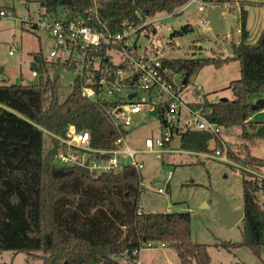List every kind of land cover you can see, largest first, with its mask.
<instances>
[{
	"label": "trees",
	"instance_id": "16d2710c",
	"mask_svg": "<svg viewBox=\"0 0 264 264\" xmlns=\"http://www.w3.org/2000/svg\"><path fill=\"white\" fill-rule=\"evenodd\" d=\"M36 1L51 16L84 17L92 25L117 33L159 13L173 14L189 0ZM217 2L231 4L234 0ZM245 4L252 3H240V40L232 42L234 56L164 58L163 64L179 73L182 85L187 86L206 66L219 69L238 61L240 77L229 85L233 98L217 102L206 98L202 106L210 110L211 120L224 128L240 125L242 136L250 139L254 123L249 118L256 111L253 103L264 97V29L257 41L250 42ZM0 9L15 15L13 8ZM188 30L189 24L172 36ZM46 63H37V84L0 83V253H40L42 264H140L141 249L149 243H165L176 248L181 264H209L208 246L192 240L189 212L143 210L142 174L134 165L118 173L92 174L82 166L56 162L63 147L58 137L66 135L70 124L89 130L96 148H112L119 131L103 106L82 94L77 79L61 102ZM159 118L163 123L162 114ZM177 135L183 150L210 152L212 140L221 146L220 134L181 130ZM243 147L247 150L244 157L232 151L230 156L247 166L264 167V158L252 155L247 145ZM241 174L242 241L218 245L228 250L246 246L263 260L264 206L259 204L258 192L264 185L245 169Z\"/></svg>",
	"mask_w": 264,
	"mask_h": 264
},
{
	"label": "rangeland",
	"instance_id": "374dc122",
	"mask_svg": "<svg viewBox=\"0 0 264 264\" xmlns=\"http://www.w3.org/2000/svg\"><path fill=\"white\" fill-rule=\"evenodd\" d=\"M235 4V2H234ZM222 4L220 17L226 23L224 29H214L210 22L204 25L195 4L188 6L182 13H159L155 18L163 20L161 31L165 45L166 58H186L192 56H234L230 35L236 30L238 13ZM0 6L15 10L12 17L0 18V83L34 85L39 82L37 71L32 70L33 64L47 62L46 66L51 78L56 79L58 98L64 101L72 91L77 78L76 69L65 64V56H54V41L46 31L24 28L21 16L28 9H38L36 0H0ZM201 16L207 19V13ZM189 24L190 30L178 36H172L174 31H182ZM35 55L37 60H35ZM179 80V75H176ZM240 77L238 61H231L221 69L214 66L204 67L188 85L186 96L194 99L190 90L196 85L202 86V100L217 102L232 99L229 88L232 80ZM204 108V107H203ZM155 105L153 110L143 111L137 115L127 128L126 140L137 150L144 148L147 137L155 138L160 132V111ZM210 111V110H208ZM252 117V118H251ZM254 124L250 126L252 136L245 139L240 125L221 129L222 141L226 143L227 160L215 155L217 146L213 140L209 142L210 152L183 150L180 147V137L174 135L166 151L139 152L136 160L143 166V192L141 207L145 212H189L191 217V237L194 242L208 246L211 257L209 264H264L250 248L238 246L229 250L219 246L221 242L242 241L243 221L229 227L222 223L219 216L218 200L215 193L227 199L232 209H243L242 169H252L264 176V167L247 166L242 161L230 156L244 157L247 145L252 155L264 158V135L257 136L258 126L264 124V112L255 111L250 116ZM258 127V128H257ZM49 138H45V147ZM254 178L261 180L259 174ZM264 183L260 181V186ZM164 192H159V189ZM258 200L264 206V189L258 192ZM140 264H181L175 247L159 243L154 247H146L140 253ZM0 264H42L40 253L29 255L24 252L3 251L0 253Z\"/></svg>",
	"mask_w": 264,
	"mask_h": 264
},
{
	"label": "built area",
	"instance_id": "2783aa9c",
	"mask_svg": "<svg viewBox=\"0 0 264 264\" xmlns=\"http://www.w3.org/2000/svg\"><path fill=\"white\" fill-rule=\"evenodd\" d=\"M191 4L196 5L204 25L209 22L201 13L220 5L217 0H189L175 13ZM12 16L11 11L0 9V18ZM20 20L28 29L48 33L54 41V56H65V62L76 69L82 94L102 105L119 131L112 148H96L92 146L89 130H79L70 124L66 135L58 137L63 146L56 156L58 164L79 165L92 174L118 173L126 165L140 170L143 165L136 160L139 152L160 153L161 148L162 152L166 151V145L181 130L221 133L222 126L211 120L209 109L202 106V86L190 90L194 99H188V85L183 86L180 74L164 66L166 44L161 34L164 23L158 17L131 24L117 33L92 25L84 17H54L41 8L28 10ZM155 105L164 119L163 123L160 121L161 132L155 138L147 137L143 149L132 148L124 130L127 131L137 115L153 110ZM227 153L226 143L222 141L215 155L227 160ZM245 170L259 174L264 183L263 175L247 167ZM159 192L164 189L160 188ZM154 246L148 244L149 248Z\"/></svg>",
	"mask_w": 264,
	"mask_h": 264
},
{
	"label": "crops",
	"instance_id": "0c3cea01",
	"mask_svg": "<svg viewBox=\"0 0 264 264\" xmlns=\"http://www.w3.org/2000/svg\"><path fill=\"white\" fill-rule=\"evenodd\" d=\"M241 1L242 2H246V3L247 2L248 3H252V4H245L244 5L245 10L247 11V30L249 31V40H250V42L253 43V42L257 41L260 33L264 29V6L256 5V3H264V0H234L235 4L233 3L232 6H229L230 7L229 9L232 10L234 13L235 12L238 13V23H237V26H236V30L235 31L232 30L231 34L230 35H226V38H225L227 40H229V39L231 40V45H232V42L238 43L239 40H240V33L238 31L240 30V27H241V5H240ZM227 5H229V3ZM28 10H31V9H28ZM183 11H181V13ZM220 12H221V10H220ZM225 26H226V23H225ZM225 26H224V28H225ZM226 64H224V65H226ZM221 68H219V69H221ZM257 99L258 98H256L254 100V102ZM256 110H258L260 112H264V107H262L260 105V103H258V108ZM253 114L251 116H253ZM258 127H260V125Z\"/></svg>",
	"mask_w": 264,
	"mask_h": 264
},
{
	"label": "water",
	"instance_id": "95a60500",
	"mask_svg": "<svg viewBox=\"0 0 264 264\" xmlns=\"http://www.w3.org/2000/svg\"><path fill=\"white\" fill-rule=\"evenodd\" d=\"M220 10H221V5H216L213 9H210L207 13V20L210 22V25L214 29H218V30L224 29L225 26L224 20L220 17ZM37 67H38L37 64L34 63L32 69L36 71ZM258 103H260V105L264 107V97L258 98L253 103L255 109L258 108ZM256 135L257 136L264 135V124H262L257 129ZM215 197L218 200L219 216L222 223L226 224L229 227H233L244 218L243 209H232L230 203L227 201L225 197L216 193H215Z\"/></svg>",
	"mask_w": 264,
	"mask_h": 264
}]
</instances>
